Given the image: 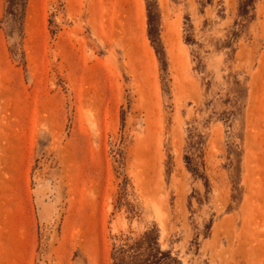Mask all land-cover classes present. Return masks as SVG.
Here are the masks:
<instances>
[{"label":"rangeland","instance_id":"obj_1","mask_svg":"<svg viewBox=\"0 0 264 264\" xmlns=\"http://www.w3.org/2000/svg\"><path fill=\"white\" fill-rule=\"evenodd\" d=\"M7 7L0 264H264V0Z\"/></svg>","mask_w":264,"mask_h":264},{"label":"trees","instance_id":"obj_2","mask_svg":"<svg viewBox=\"0 0 264 264\" xmlns=\"http://www.w3.org/2000/svg\"><path fill=\"white\" fill-rule=\"evenodd\" d=\"M26 5H27V0H8L7 13L9 16L12 17L13 22L15 23V26L17 27L20 34H22L23 32V23L26 14ZM159 251L162 252L161 250ZM123 252L124 249L122 248L120 254L117 257L119 261H123L124 259L121 256ZM114 264H120V263L116 261Z\"/></svg>","mask_w":264,"mask_h":264}]
</instances>
